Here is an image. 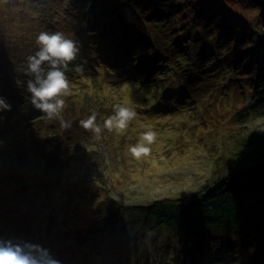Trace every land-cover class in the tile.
Here are the masks:
<instances>
[{
	"label": "trees",
	"instance_id": "16d2710c",
	"mask_svg": "<svg viewBox=\"0 0 264 264\" xmlns=\"http://www.w3.org/2000/svg\"><path fill=\"white\" fill-rule=\"evenodd\" d=\"M247 1L249 11H257L258 6L251 0ZM69 2L76 8V14L78 10L80 14L75 18L66 14L65 23L51 18L53 6L50 0H37L33 3L37 14L20 25L23 37L14 36L12 27L0 25V99L12 105L11 111L0 108V134L9 133L21 140L10 149L15 154L5 156L0 163L1 167L8 161L12 162L11 168L0 169V175L9 174L3 178L5 187L0 190V212L9 210L13 215L8 220L3 218L5 228L18 237L19 243L30 242L49 249L61 264H147L143 259H133L142 253L141 245L153 243L157 246L159 242L162 246L158 258L164 262L159 261L158 264H213L215 260V264H256L260 258L264 260L263 134H239V149L231 157L228 167H224L225 163L220 159L217 166L221 168L215 170L222 174L190 199L139 204L108 196L91 209L97 220L90 226H82L66 217L65 211L81 202H93L92 181L98 180L103 185L102 189H107L109 185L103 181L107 178L102 176L98 157L89 158V152L79 147V135L63 131L59 118L46 119L33 108L30 93L26 90L31 77L24 71L29 53L34 55L38 50L35 44L40 31H60L72 39L68 30L70 25L85 24L89 28L82 33L91 43L86 48L78 44L80 55L70 65L73 70L67 73L71 89H76L81 96L87 95V99L91 98V91L94 92L88 111L83 113L84 119L95 111L100 124L102 116L106 117L109 112L110 106L106 108L100 102L105 99L102 94L106 92L105 78L100 71L103 62L111 65L126 60H131L132 68L127 71L123 68L126 71L123 81L139 86L138 75L150 78L144 89L135 91L128 99L133 103L142 99L148 102L151 116L153 113L162 122L183 116L178 113L197 103V90L211 95L207 88L210 84L203 82L207 74L218 81L216 86L226 90L223 96L243 98L238 103L241 107L236 113L238 118L243 117L244 121L260 119L264 118L262 19L255 16L252 21H245L231 14L220 1L210 0L205 4L204 0H195L196 21L193 18L187 23L193 25V21L203 34L187 31L182 33V38L180 34L171 38L177 29L168 26V33L157 32L174 43H167L172 46H166L165 50L161 44L160 49L165 54L158 50L155 42L143 43L136 39L132 46H123L121 42L132 30L129 24L124 30L126 32L117 38H107L93 28L90 20L102 23L111 15L106 13L107 6L103 7L105 3L109 7L121 5L120 11L128 9V23L134 15V18L146 21L150 17L163 16L166 19L176 12L167 7L179 9L182 5L178 0H164L166 3L160 6L166 10H153L148 0H64L58 3L64 7ZM110 22H115V18L112 17ZM121 22H124L122 17ZM157 33H154L156 39L159 37ZM104 41L108 43L103 44ZM178 41L181 43L175 44ZM192 44L196 45L195 50L191 49ZM134 46L138 50L147 49V52L139 55ZM139 56L142 64H133ZM77 64L83 66V71L74 70ZM171 79L175 80L173 84L184 86L174 88ZM14 82L20 85L14 86ZM238 89L239 94H235ZM116 102L113 98L109 100L110 104ZM95 106H99L101 114ZM76 126L81 128L79 122ZM65 139L68 140L66 148H62ZM43 146L52 149L45 150ZM26 160L30 163L27 164ZM32 199L38 202L29 204L27 200ZM27 207L33 209L30 214L24 212ZM59 208L62 211L58 218L62 221L56 216ZM64 221L71 223L61 224ZM251 245L256 247L258 255L255 261L250 258L248 262L246 255ZM173 253L176 255L174 259L171 258Z\"/></svg>",
	"mask_w": 264,
	"mask_h": 264
},
{
	"label": "rangeland",
	"instance_id": "374dc122",
	"mask_svg": "<svg viewBox=\"0 0 264 264\" xmlns=\"http://www.w3.org/2000/svg\"><path fill=\"white\" fill-rule=\"evenodd\" d=\"M37 0H0V25L2 27H12L13 35L23 37L24 34L21 30V24L27 23L34 18L37 11L33 9V3ZM64 0L52 1L53 11L51 18H56L57 21L65 23V15L72 14L75 18L76 8L71 6V2L66 3L64 7L60 3ZM146 1V0H143ZM149 6L153 10H166L164 6H160L166 2L164 0H148ZM222 2V6L226 7L227 10L245 21H252L255 16H259V8L257 11H249V5L247 0H217ZM253 1V0H251ZM180 4L179 9L176 7H167L170 10H176L168 18L164 19L162 17H150L148 21L145 19L134 18L135 15L130 19L131 23L126 21L128 17V9H122L120 11L121 5L113 4L111 7L106 3L103 7L107 6L106 13L111 14L110 16L104 18L102 23L90 20V24L93 28H97V32L103 34V37H116L121 35L129 24L132 30L128 31L123 35H126L122 41L123 46H132L138 39L141 42H149L150 44L156 43L158 50H161V44L164 45V50L166 46H172V42L167 40L168 38L162 34H166L168 26L174 28L171 38L176 37L178 34L182 38V33L190 31L192 34H203L201 28L193 22L196 21L194 18V3L195 0H178ZM210 0H204V3H208ZM197 7V5H196ZM140 10V9H139ZM139 14H142L140 11ZM29 18L27 20V18ZM115 18V22H110L111 18ZM124 22L119 23V20ZM144 17V16H141ZM194 18V20H193ZM193 20L191 23H187V20ZM83 22H81L82 24ZM166 23H168L166 25ZM75 25L72 24L69 27L70 36L72 39L76 40L81 47H88L91 43L90 40L82 33L89 28V26L82 24L79 27L73 28ZM103 26V27H102ZM163 26H167L164 28ZM193 26V27H192ZM154 29V31H153ZM170 29V28H169ZM100 30H102L100 32ZM162 33V34H158ZM22 33V35L20 34ZM154 33L158 34L156 39ZM169 37V35H168ZM12 38V37H11ZM188 38V36H187ZM108 43L104 41L103 44ZM167 43H172L168 45ZM181 43L180 41L175 42V44ZM37 44H35L36 46ZM108 45V44H107ZM180 47V46H179ZM191 49L195 50L196 45H191ZM136 53L147 52V49L138 50L137 46H134ZM102 53V52H100ZM165 53V52H164ZM22 54V51H19ZM166 54V53H165ZM31 55V53H29ZM116 55V54H114ZM147 59L149 56L146 57ZM152 58V56H150ZM122 59V58H121ZM145 59V61L147 60ZM142 57H137L133 64L141 63ZM131 61V60H129ZM129 61H124L120 63L117 61L111 65L101 66V73L105 78V88L102 97L105 99L100 101L105 104L106 108L110 106L107 112V116H102V121L99 124L101 126L102 132L99 135H94L91 132L85 131L83 128L76 126L80 119H84L83 113L87 112L89 109V100L93 99L94 92L91 91L90 99H87V95L81 96L76 89H71V94L65 99V107L61 112L60 116L66 121H71L72 126L70 129L63 131H68L73 135L77 134L81 138L79 147L84 148L89 152V158L98 157V165L102 166L101 172L104 176L105 185H109L108 188H103V185L98 180L92 181L91 190L93 191V202H81L76 206L68 208L65 211L66 217L74 220V223L80 224L82 226H90L93 224L97 218L92 212V208L100 203L101 200L106 199L108 196L114 198H119L122 201L125 200L127 203H139L146 204L152 201H172L176 199H190L193 194L202 190L205 186L211 184V180L222 174V172L217 173V166L219 160L225 163L224 167H228L229 162H231V157L233 154L238 152L239 146H237V137L245 135L246 133L254 132L260 135H264V118L255 119L252 118L248 121H244L243 117L238 118L236 113L240 110V105L238 103L242 102L243 98L240 96H223L226 93L225 89H220L219 86L215 85L214 79L207 76L203 79L204 83H209L210 86L207 88L211 91L209 92L197 90L195 93L198 94L195 100L198 99L197 103L192 105V109L188 108L187 111L180 112L183 116H177L173 118L170 122L163 121L161 119L155 118L151 111L148 102L145 100L135 101L128 97L140 89H144L146 84L150 81L149 77H144L142 74L138 75L139 86H131L123 81V76H126V71L132 68ZM110 62H113L111 59ZM152 61L148 62L151 64ZM142 64V63H141ZM107 65V66H106ZM123 68L126 70L124 72ZM146 72V70H145ZM131 76V75H130ZM175 82L171 79V84ZM82 83V81H78ZM137 81H135V84ZM94 85L97 83H93ZM14 86H19V82H14ZM174 88H182V84H173ZM168 86V85H167ZM102 90V89H101ZM235 94H239V89L235 91ZM123 97V98H120ZM117 100L116 103L110 104V99ZM204 98L207 100L204 101ZM133 103V105H132ZM115 105V106H114ZM196 105V108H195ZM117 106L128 107L136 112V116L128 124L125 130H117L115 127L110 131L103 127L104 120L113 116ZM95 110L101 114V109L99 106H95ZM155 131L157 133L156 141L149 145L151 148V153L148 156L142 157L141 159H135L129 149L131 146L136 145L140 139L141 134L146 131ZM9 133L0 134V163L4 160L7 155L15 154L10 149L15 148L14 146L21 142L20 139L8 135ZM65 144L62 148H66L67 139L64 140ZM95 143V148L93 147ZM45 150L52 149L43 146ZM76 153V150H75ZM98 153V154H97ZM87 158V156H85ZM27 164L30 160L25 161ZM91 163L93 161H90ZM221 163V164H222ZM12 162L8 161L3 164L1 168H11ZM96 165V163H92ZM217 169V170H215ZM237 171V170H236ZM217 173V174H216ZM95 174V173H94ZM9 174L0 175V190L5 186L3 178H6ZM30 201L29 204L33 205L38 202L35 199L27 200ZM24 212L27 211L28 214L32 212V208H25ZM59 211V212H58ZM61 208L56 211V216H61ZM22 214V212H19ZM18 213V214H19ZM13 217L9 210L5 212H0V241L11 240L14 243H19L17 236H13L9 229L5 228L4 220L11 219ZM15 221V219H14ZM71 223L64 221L61 224ZM15 224V223H14ZM36 230V229H35ZM34 230V232H35ZM175 243L178 240H174ZM161 243L158 245L153 243H147L140 246L142 253H139L133 260H144L147 264L150 262L153 264H158L164 262V260L159 256V250L161 248ZM246 250L244 247H242ZM255 246L251 245L247 251V259L250 262L257 259V252L255 251ZM148 249V252L147 250ZM217 256V255H216ZM215 256V257H216ZM176 255L173 253L171 258H175ZM157 258V260H156ZM213 261V260H212ZM216 261V260H215ZM215 261L213 264H215ZM236 263V261H233ZM126 264H131L127 262ZM210 264V263H206ZM227 264H232L228 262ZM238 264V263H237ZM256 264H264V260L261 258Z\"/></svg>",
	"mask_w": 264,
	"mask_h": 264
},
{
	"label": "clouds",
	"instance_id": "9594fccd",
	"mask_svg": "<svg viewBox=\"0 0 264 264\" xmlns=\"http://www.w3.org/2000/svg\"><path fill=\"white\" fill-rule=\"evenodd\" d=\"M38 50L34 55L27 57L25 74L31 78L27 81V92L30 93V102L34 109L43 114L46 119L59 118L60 127L68 130L71 121L61 118L60 114L65 107V99L71 94L70 80L67 73L70 65L80 55V46L74 39H70L60 31H40L36 36ZM75 71H83V66L77 64ZM0 108L12 110L10 103L0 99ZM136 116V112L128 107L117 106L115 114L104 120L103 127L112 130H125ZM79 125L87 132L99 135L101 126L97 123V113L92 112L86 119H81ZM155 131H146L141 134L140 141L131 146V155L139 160L151 153L149 145L156 141ZM0 264H61L49 249L30 242L14 243L11 240L0 241Z\"/></svg>",
	"mask_w": 264,
	"mask_h": 264
},
{
	"label": "water",
	"instance_id": "95a60500",
	"mask_svg": "<svg viewBox=\"0 0 264 264\" xmlns=\"http://www.w3.org/2000/svg\"><path fill=\"white\" fill-rule=\"evenodd\" d=\"M253 2L258 6L259 8V17L262 19L263 26H264V0H253Z\"/></svg>",
	"mask_w": 264,
	"mask_h": 264
}]
</instances>
